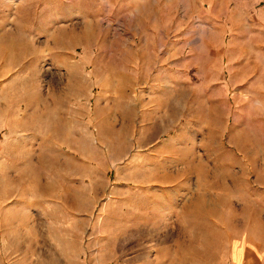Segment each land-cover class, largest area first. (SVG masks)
Listing matches in <instances>:
<instances>
[{
	"label": "rangeland",
	"instance_id": "1",
	"mask_svg": "<svg viewBox=\"0 0 264 264\" xmlns=\"http://www.w3.org/2000/svg\"><path fill=\"white\" fill-rule=\"evenodd\" d=\"M12 15L28 37L0 44V264H264V0ZM175 188L178 219L151 217Z\"/></svg>",
	"mask_w": 264,
	"mask_h": 264
},
{
	"label": "crops",
	"instance_id": "2",
	"mask_svg": "<svg viewBox=\"0 0 264 264\" xmlns=\"http://www.w3.org/2000/svg\"><path fill=\"white\" fill-rule=\"evenodd\" d=\"M26 2L27 0H0V44L11 45L25 42L24 38L28 37V32H26V30L23 32L20 31L21 26H16L17 22L12 19L14 16L12 12L16 13ZM224 89L226 93L225 102L228 104V107L230 106V114L224 122L226 124H234L235 117H238V115L235 114V110H238L240 107L234 106L233 100L236 97L242 99V107L244 108L247 95L245 89H241L240 87H224ZM69 156H71V153L68 154V157ZM177 189L175 188L173 190L174 193L171 194V197H165L161 202L152 203L151 207L147 209V213H149L151 217L153 215L154 219L162 220L163 222L168 220V222H174L177 220L178 217H176V215L180 214L181 205L186 204L185 199L183 201L181 200V193L177 191ZM154 249H156L155 246L148 248L149 251Z\"/></svg>",
	"mask_w": 264,
	"mask_h": 264
}]
</instances>
